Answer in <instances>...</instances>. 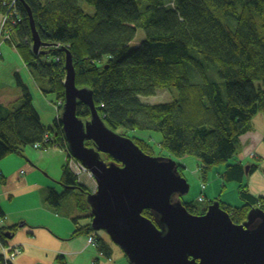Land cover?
<instances>
[{
	"label": "trees",
	"instance_id": "trees-1",
	"mask_svg": "<svg viewBox=\"0 0 264 264\" xmlns=\"http://www.w3.org/2000/svg\"><path fill=\"white\" fill-rule=\"evenodd\" d=\"M82 1L94 9L93 14L84 12L79 0L16 1L19 22L3 44L11 46L31 74L47 84L42 92L54 94L62 103L68 53L75 87L91 93L107 129L160 133L162 151L199 161L202 190L211 169L225 183L235 182L236 206L210 200L204 194L185 201L183 196L182 204L190 214H204L214 201L234 224L244 223L251 209L264 212V196L253 194L246 177L258 167L242 165L237 156L242 150V136L252 130L253 117L264 113V0ZM26 8L32 13L40 42L46 44L41 54L32 51ZM138 29L144 38L130 49ZM193 70L200 75L198 82ZM169 89L177 91L172 102L151 105L141 100ZM75 114L81 121L90 118V110L83 103L77 104ZM54 124L55 141L48 139L43 149L64 146L62 126L57 120ZM46 132L26 91L21 101L0 104V161L19 154L26 146L42 144ZM130 140L143 153L147 149L142 139ZM176 167L183 178L184 166L176 163ZM62 183L66 192L76 189L83 197L90 192L66 167ZM204 203L207 206L199 211L197 206ZM77 204L92 218L86 201ZM142 215L154 221L149 211ZM3 216L0 209V221ZM83 229L93 234V246L102 249L105 242L90 224ZM6 231L0 228L3 243ZM81 232L78 229L74 234Z\"/></svg>",
	"mask_w": 264,
	"mask_h": 264
},
{
	"label": "water",
	"instance_id": "water-1",
	"mask_svg": "<svg viewBox=\"0 0 264 264\" xmlns=\"http://www.w3.org/2000/svg\"><path fill=\"white\" fill-rule=\"evenodd\" d=\"M26 10L32 51L38 54L46 44L40 42L32 13ZM64 69L59 121L69 154L94 176L96 190L86 194L92 231L104 232L129 264H264L262 210L251 209L242 224H234L218 201L202 215L190 214L181 200L190 186L176 163L146 155L132 140L107 129L91 93L75 87L68 53ZM78 103L88 106L89 120L76 117ZM103 155L112 160L105 162ZM144 211L153 215V222Z\"/></svg>",
	"mask_w": 264,
	"mask_h": 264
},
{
	"label": "crops",
	"instance_id": "crops-1",
	"mask_svg": "<svg viewBox=\"0 0 264 264\" xmlns=\"http://www.w3.org/2000/svg\"><path fill=\"white\" fill-rule=\"evenodd\" d=\"M80 2L82 0H79V4ZM0 13L4 14L1 5ZM2 20L0 16V28ZM6 47L14 50L9 45ZM40 52L43 51L40 49ZM19 59L20 62H13L12 67L0 49V86L19 88L23 95L24 91L29 93L24 81L28 74H32L20 56ZM15 95L0 94V104L7 106L17 101L18 99H14ZM33 108L35 110L34 106ZM38 116L41 122V117L39 114ZM257 116L264 119L262 113L255 115L252 121ZM55 120L60 122L59 116ZM254 127L256 126L252 125L251 132L244 134L240 142L242 150L253 142L255 149L248 156H243L241 152L237 156L242 165L255 164L258 167L246 175L248 187L254 195L264 196V125L256 127L257 134L253 131ZM49 129L52 127L46 129L42 144L26 146L19 154L0 161V209L4 215L0 228L8 230L4 243L0 240V264H4V253L14 247L19 254L10 264H126L123 252L104 238L102 249L88 244L87 240L93 234L83 228L90 224V218L77 204L83 202V195L76 189L66 192L62 183L65 167L76 176L69 164L71 160L67 145L55 144L43 149V144H48V139L55 141L51 131L48 132ZM251 155H254L253 158ZM81 178L84 183L90 179ZM206 179L208 180L207 176ZM194 183L199 184L197 190L192 192L194 197L204 194L210 200L217 199L233 207L239 203L235 182L225 183L223 179L213 175L211 184L207 181L202 190L204 181L200 174L198 181ZM188 195L183 197L184 201L189 199ZM55 198L57 202L54 203ZM78 229L82 232L75 235Z\"/></svg>",
	"mask_w": 264,
	"mask_h": 264
},
{
	"label": "rangeland",
	"instance_id": "rangeland-1",
	"mask_svg": "<svg viewBox=\"0 0 264 264\" xmlns=\"http://www.w3.org/2000/svg\"><path fill=\"white\" fill-rule=\"evenodd\" d=\"M80 7L82 8V10H84V12H86L88 14L94 13V9L89 7L88 5H86L83 1L80 2ZM0 16H1V18H3L2 13H0ZM143 38H144L143 31L138 29L135 38L129 44L130 49H135L140 44V42L143 40ZM6 46L7 45L3 44V46H1L0 49L2 50V53L5 57V60L8 63H10L12 65V67H14L13 62H17V63L20 62L19 61L20 60L19 55H17L18 53L16 51H14L12 49H7ZM45 57L46 56L44 55L42 57V59H44ZM193 72L197 76V82H198V78H200V75L197 72H196L197 73L196 74L195 70H193ZM214 78H216V75ZM24 82H25L24 84L27 86L28 91L31 95L32 105L35 107V110L37 111V113L41 117V123L43 124V126L46 129H48L49 127H52V133L53 134L51 133V136H54L57 133V128H56L54 122H55V119L57 118V116H59L60 111H61V108L57 111L54 107L55 103L57 102L56 96L52 93L44 94L42 92V89H47L48 86H47V84L45 86V84H43L41 82V78H39L37 75L29 76V74H28L27 79H25ZM193 82H194V78H193ZM191 83H192V81H191ZM258 84L259 83H256V86ZM15 88L12 89V88L7 87V86H4V87L0 86V94H2V93H4V94H16L14 99L15 100L18 99L19 101H21L22 92L19 88L18 89H15ZM174 99H177V91L175 89H172V90L169 89V90H158V91H156L154 96L142 98L141 100L145 104H151L152 105V104L172 102ZM259 117L260 116H257V118H255L251 124L256 126V127H262L264 125V119H260ZM256 127L253 128V131L257 134V132L255 130ZM114 133L116 135L123 136V137L130 138V139H136V138L142 139L147 144V149L144 152L145 154H147L151 157H155V158L171 159L175 163L184 166V169L182 171L183 178L187 181V183L190 186V189L188 192L189 195L188 194L187 195H188L189 199L194 198V195H192V192L196 191L197 186L199 185V184H196L194 182L198 181V177L201 174V170L199 168L201 165L195 157L186 156V157H182V158H176V157L168 154L167 152L162 151L161 148L159 147V143L161 142V134L158 132L131 131V130L120 128L119 130L114 131ZM64 143H65V145H67L65 139H64ZM254 149H255V145L253 142V144L251 143L248 147H245L241 151V154L243 156H248L249 155L248 153L253 152ZM43 154H46V153H43ZM103 160H104V158H103ZM253 162H255V161H253ZM245 163H247V162H245ZM244 165L246 166V164H244ZM219 169L221 170V168H217V170H219ZM214 170L215 169L209 170L208 174L206 175L208 177L207 181L210 184H211V178L214 175ZM191 183H194V184H191ZM85 186H88L90 191L95 190V183L92 180H88L85 183ZM187 195H185V196H187ZM83 200L86 201V197H83ZM206 203L198 205L197 206L198 210L200 211L201 208L206 207L207 206ZM95 233L113 245V243L109 240L108 236L104 232L98 231ZM87 242H88V240H87ZM115 247H117V246H115ZM126 264H128L127 260H126Z\"/></svg>",
	"mask_w": 264,
	"mask_h": 264
},
{
	"label": "built area",
	"instance_id": "built-area-1",
	"mask_svg": "<svg viewBox=\"0 0 264 264\" xmlns=\"http://www.w3.org/2000/svg\"><path fill=\"white\" fill-rule=\"evenodd\" d=\"M16 1L18 0H4L2 2V8L4 10L3 11L4 14L0 28V47L5 40L6 41L10 40V35H12L13 29L17 26V23L19 22V19H17L16 16L17 15ZM62 105L63 103L61 101H57L55 104V109L58 111L62 107ZM70 160L71 161L69 162V164L73 167L74 174L78 177L80 181L82 180L81 177L91 179V176H89L90 175L89 172L84 168L82 164H80L76 160L73 159ZM88 243L93 246L95 243L94 239L92 237H89ZM18 254L19 251L16 247L10 248L9 251L7 253H4L2 257L3 263L7 264L9 261L13 260Z\"/></svg>",
	"mask_w": 264,
	"mask_h": 264
},
{
	"label": "flooded vegetation",
	"instance_id": "flooded-vegetation-1",
	"mask_svg": "<svg viewBox=\"0 0 264 264\" xmlns=\"http://www.w3.org/2000/svg\"><path fill=\"white\" fill-rule=\"evenodd\" d=\"M85 122V121H84ZM85 145L87 146V147H89V148H92L93 147V144H92V142H85ZM106 156H108V155H106ZM110 157V156H109ZM111 158V157H110ZM112 160V158L111 159H109V160H104L105 162H108V161H111ZM78 161V160H77ZM81 163V162H80ZM92 192H94V191H88V192H86V193H92ZM85 194V193H84Z\"/></svg>",
	"mask_w": 264,
	"mask_h": 264
},
{
	"label": "bare ground",
	"instance_id": "bare-ground-1",
	"mask_svg": "<svg viewBox=\"0 0 264 264\" xmlns=\"http://www.w3.org/2000/svg\"><path fill=\"white\" fill-rule=\"evenodd\" d=\"M42 48V47H41ZM40 48V49H41ZM39 53L41 54V53H43V52H40V50H39ZM84 166V165H83ZM84 168L89 172V174H90V176L94 179V176H93V174L91 173V171L89 170V169H87L85 166H84Z\"/></svg>",
	"mask_w": 264,
	"mask_h": 264
},
{
	"label": "clouds",
	"instance_id": "clouds-1",
	"mask_svg": "<svg viewBox=\"0 0 264 264\" xmlns=\"http://www.w3.org/2000/svg\"><path fill=\"white\" fill-rule=\"evenodd\" d=\"M56 104V103H55ZM55 106V105H54ZM63 106V105H62ZM62 108V107H61ZM64 145H65V143H64ZM70 155V154H69ZM70 159H73V160H76V159H74L71 155H70ZM77 161V160H76ZM77 162H79V161H77Z\"/></svg>",
	"mask_w": 264,
	"mask_h": 264
}]
</instances>
